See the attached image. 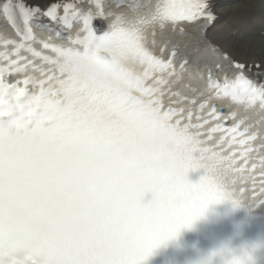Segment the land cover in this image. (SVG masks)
Returning a JSON list of instances; mask_svg holds the SVG:
<instances>
[{
    "label": "snow or ice",
    "instance_id": "6c2138e0",
    "mask_svg": "<svg viewBox=\"0 0 264 264\" xmlns=\"http://www.w3.org/2000/svg\"><path fill=\"white\" fill-rule=\"evenodd\" d=\"M87 2L0 4L19 36L0 53V264H145L210 205L244 204L225 190L233 169L264 201V133L214 103L264 115V66L249 78L252 69L224 57L192 89L203 98L192 107L176 90L188 60L167 33L183 37V22L214 20L209 0H158L142 14L103 0L86 10ZM97 18L110 25L104 35L92 27ZM75 23L83 36L70 33L66 45L33 28L59 37ZM217 133L219 147L240 151L226 157L206 147L201 137ZM200 170V182L190 183L189 172ZM245 256L234 264H250Z\"/></svg>",
    "mask_w": 264,
    "mask_h": 264
},
{
    "label": "bare ground",
    "instance_id": "6f19581e",
    "mask_svg": "<svg viewBox=\"0 0 264 264\" xmlns=\"http://www.w3.org/2000/svg\"><path fill=\"white\" fill-rule=\"evenodd\" d=\"M46 5L54 0H26ZM218 20L210 38L224 52L246 64L264 66V0H214Z\"/></svg>",
    "mask_w": 264,
    "mask_h": 264
}]
</instances>
